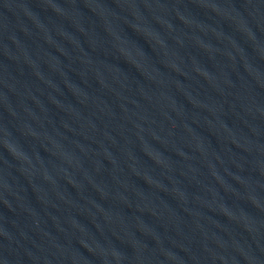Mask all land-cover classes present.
I'll return each instance as SVG.
<instances>
[{"label": "water", "instance_id": "obj_1", "mask_svg": "<svg viewBox=\"0 0 264 264\" xmlns=\"http://www.w3.org/2000/svg\"><path fill=\"white\" fill-rule=\"evenodd\" d=\"M0 264H264V0H0Z\"/></svg>", "mask_w": 264, "mask_h": 264}]
</instances>
